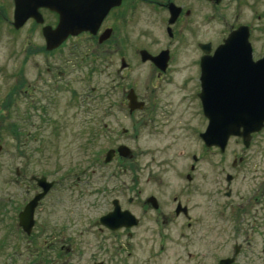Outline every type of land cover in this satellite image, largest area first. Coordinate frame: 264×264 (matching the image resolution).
<instances>
[{"label":"rangeland","instance_id":"1","mask_svg":"<svg viewBox=\"0 0 264 264\" xmlns=\"http://www.w3.org/2000/svg\"><path fill=\"white\" fill-rule=\"evenodd\" d=\"M8 2L0 0V264H92L100 260L107 261L106 264H210L211 252L215 250L206 248L200 223V214L207 208L209 198L198 195L196 188L208 189L209 194L215 187L216 179L211 172L215 168L211 166L215 164L214 156L205 155V161L199 162L197 171L193 172L197 177L202 169L206 170L205 187L199 179L187 184L183 178L193 162L191 154L199 153L198 130L203 131L206 122L200 115L202 106L197 96L201 50L195 42L142 41L136 34L143 27H152L147 24L148 12L137 11L139 21L135 11L128 14L124 23L128 35L124 48L129 64L123 71L126 86L133 83L137 92L147 99L170 104L164 107L171 114L167 121L160 118L152 121L140 127L137 136L123 140L124 144L120 145L130 150L128 156L118 154L129 160L124 166H115V160L103 167L93 166L94 162H108L104 161L105 151L95 153V148L114 141L100 134L92 138L98 122L92 123L89 110L100 105L98 100L104 99L108 91L106 69L102 66V71H94L88 82L80 79L81 75L77 80V73L72 76L66 72L56 89L40 83L38 77L43 75L24 59V54H41L33 52L34 45L40 44L39 31L28 34L29 27L25 26L13 32L8 22L12 20ZM254 5V11L243 9L239 17L252 24L248 40L252 59H257L264 56V17L255 16L264 15V0H255ZM221 8L226 20L222 33L209 38L210 52L227 36L228 25L237 28L233 19L236 5L231 3ZM210 24L208 34L220 27L217 23ZM71 43L67 41L62 51ZM165 45L169 46L173 65L152 91V67L141 63L139 54L134 53L143 47L149 51L163 48L161 51L167 54ZM39 57L34 55L33 59L38 61ZM67 78L74 80L70 87L65 85ZM131 125L130 121L123 123L130 133ZM12 126L17 136L11 133ZM248 145L249 159L236 168L248 176L243 178L239 173L233 184L257 185L258 179H253L250 171L253 163L258 172L264 170V126ZM246 147L239 138L228 141L222 161L223 176L232 172L231 158ZM14 167L22 169L23 178L16 177ZM31 175H45L48 180H54V185L39 201L34 226L25 234L9 228L16 221L13 207L9 206L20 204L25 197L39 191L35 181H29ZM223 176L217 184L222 188L226 185ZM100 179L104 182L98 183ZM148 195H153L158 205L155 209L142 210L141 201ZM128 197L134 204L126 201ZM112 198H117L139 220L137 225L129 226L130 236L120 231L100 230L93 224L112 210ZM178 200L179 205L190 207V225L184 215H174ZM255 242L259 248V236H255ZM224 249H229L227 243ZM207 250L208 258L202 256Z\"/></svg>","mask_w":264,"mask_h":264},{"label":"flooded vegetation","instance_id":"2","mask_svg":"<svg viewBox=\"0 0 264 264\" xmlns=\"http://www.w3.org/2000/svg\"><path fill=\"white\" fill-rule=\"evenodd\" d=\"M45 1L48 5L55 4L57 8L63 6L64 3V0ZM68 1L79 3L87 0ZM88 1H90V7L93 9H106V12L99 21L95 31L90 32L88 30H84L75 35H68L63 41L54 47H47L46 36H44L42 32L43 27H49L47 29L50 31L53 30L58 22V13L52 10L48 5L39 6L37 8V11L41 14L42 22H37L35 19L30 17L19 28H14L12 26V20H9L8 22L10 23L12 28L11 30L13 32H18L25 28V26L29 27L30 31L28 34L36 30L39 31L40 44L34 45L33 52L36 51L41 54H24V59L25 62L36 68V70L43 75V77H38V79H40V83H44V85L49 88L56 89L59 87L61 77L64 76L66 72L72 73V76L74 73H77V80H79V75H81L80 79L88 82L91 80L90 76H92L94 71H102V66L106 69V76L108 77L107 83H109V86L107 87L108 91L105 93L104 99L98 100L101 102L100 105L95 104V109L92 108L93 110L91 109L89 111L92 117V123L98 122L92 138L96 135L99 136L100 134V136L103 135L106 138L114 140L113 143L107 144L103 148H95L94 152L101 153L105 151L104 155L108 150H112L113 152L110 161L103 163L94 162L91 165L103 167L115 160V166H124L123 164L125 162H129V160L119 157L117 153V148L120 144H124L123 140L137 136V132L140 127L145 126L152 121L159 118V120L167 121L171 114V110L169 108L165 109L164 107L167 105L169 106L170 104L163 103L162 105L159 99H147L146 95L139 94V92H137V89L134 87L135 84L133 83L132 85L126 86V73L123 71L129 67V64L126 61L127 53L125 50L126 48H124L128 38L124 23H126L129 17L128 14L133 11L136 13L137 11L148 12L147 24L152 27H143L138 31V34H136L139 39H142V41H163L168 44L175 42H195L198 48L202 43H209V48L211 50L212 44L211 39L209 38L217 37V34L222 33V27L226 20V15L223 13L221 8L222 5L224 6L231 3L236 5L237 11L233 18L236 21L235 27L245 25L250 32L252 24L248 21L243 22L239 15H241V11L243 9H251L254 11L255 0ZM8 6L10 8L12 18L14 0H9ZM0 9H2L1 6ZM255 17L261 18L264 17V15L257 14ZM137 20H141L138 13L136 15V21ZM210 23L220 24L218 25L220 27L217 30L212 29V31H210L211 33L208 34L207 28L208 25L211 26ZM231 27L232 25H228L229 30L227 34L234 28ZM144 28L147 29L144 30ZM69 40L72 41L71 45L67 50L62 51L64 44ZM222 40L223 38H221V41ZM112 46L116 47L112 49ZM162 49L163 48H157V50L149 51L147 48L141 47L139 50H145L148 54L154 56L158 55ZM164 49L167 50V54H164L166 58L164 68H161L159 65L164 64L163 62L156 63L150 59L142 60L140 51L134 53L139 54L141 63H147L152 67V75L154 78V83H151L152 91L154 87L159 84L162 76H164L173 65V59L169 46L165 45ZM34 55L40 56L38 61L33 59ZM71 57H74V59L72 60ZM66 80L67 82L65 85L70 87V83L72 84L74 80H70V78H67ZM22 84L23 80L21 82V85ZM24 91L26 94L27 90L24 89ZM14 94L15 91H13V95ZM129 96H132V103ZM200 112V115L202 114L205 117L204 120L206 122L204 124V130H198V136L201 141L200 148L198 150L199 153L191 154L193 162L188 165V169L186 168L183 178L186 180L187 184H191L192 181L199 179V183L205 187L206 185H204V179H207L206 170L202 169L201 172H199L200 175L197 177L193 172H195V169L197 171L199 162L205 161V155L211 154L214 156L215 164H211V166H215V168H212L211 172L216 179L214 181L215 187L210 189L209 194L208 189L205 190L201 186L196 188L198 195L209 198L206 200L208 202L207 208L200 214V223L202 225L203 241L204 244H206V248L208 250H215L214 252H211L213 254H211L210 264H225L222 260L227 258H231L228 264H264V170L258 172L254 168L256 165L253 163L251 165L252 170L250 171V174L253 179H258L257 185L251 186V183L246 186L233 184L235 179L237 180V177H239V173L242 174L241 177L243 178L248 176V174L242 170L236 169L238 166H242V164L249 159L248 146L246 149L242 150V152H239L238 154L236 153L231 158L229 164L232 166V172H226L223 176L222 173L224 171V167L222 166V161L225 147L231 138H239L240 140L241 138L239 136H229L223 149H220L218 145L214 144L207 146L201 139L200 133L204 132L207 128L208 118L203 114L202 110ZM128 121H130L133 125V127L131 125V133L123 126V123ZM258 132H252L250 134L249 142ZM129 133L131 136H129ZM118 139L121 141H118ZM99 155L100 154H98V156ZM91 170L93 171L94 169ZM14 172L16 177H24V173L21 168L18 169V167H14ZM222 176L226 182V185L223 188L217 185L219 184V180ZM45 178L47 179L46 176ZM12 181L17 180L13 179ZM29 181L31 183L34 182L32 175L29 177ZM50 181H52L53 186L54 180L50 179ZM102 182L104 181L101 179L98 180V183ZM140 192V190H137L138 194H140ZM137 193L135 197H137ZM207 194L210 195V197H208ZM31 197L32 195L25 197L24 199L22 198L23 200L20 201V204H12L13 206H9V208L13 207V215L16 218L15 222L10 223L13 226V228L9 226L11 230L24 233L22 228L18 225V214ZM174 199L175 197H173V200ZM126 201L129 204H134L131 197H128ZM179 203V200L176 201L175 208H178V211L176 212L174 208V215H184L188 219L187 224L190 225L192 222V218H190L188 213L190 211V207H187V205L181 206ZM111 204L112 209L117 207V211L127 210L132 213L126 206H121L117 198H112ZM157 205L158 203L153 195L146 196L140 204L142 210H146L145 207L148 209H155ZM98 219L94 220L93 224L97 225L100 230L104 228L113 233L120 231L126 235H131L130 228L132 227L122 225L112 230L99 223ZM138 221L139 220L137 219L136 225L138 224ZM34 222L33 213V226ZM255 236H259V241L261 243L259 248H256ZM226 243L229 245V249L227 250L224 249ZM208 250L207 252L202 253L203 257L208 258L210 254L208 253ZM224 250H226V252H223ZM94 263L106 264L107 261L104 262L103 260H100L93 262L92 264Z\"/></svg>","mask_w":264,"mask_h":264},{"label":"water","instance_id":"3","mask_svg":"<svg viewBox=\"0 0 264 264\" xmlns=\"http://www.w3.org/2000/svg\"><path fill=\"white\" fill-rule=\"evenodd\" d=\"M46 5L45 0H14L12 26L19 28L30 17L42 22L37 8ZM48 6L58 13V22L53 30L42 28L48 48L58 45L68 35L84 30L94 32L106 12L105 8H91L88 0L79 3L64 0L63 6L58 8L55 4ZM248 35L247 26L240 25L231 30L211 53L209 43L199 45L203 53L199 57L200 90L197 95L203 114L208 118L207 128L200 136L207 146L214 144L223 149L231 135L241 137L243 145L248 146L250 134L260 131L264 125V56L252 59ZM164 54L166 51L154 56L145 50L140 51L142 60L163 62L159 64L161 68L165 65ZM129 98L132 103V96ZM112 152L108 150L105 153L104 161H109ZM117 152L128 156L130 150L120 145ZM35 181L41 191L34 194L18 214V224L25 233H29L33 225L34 207L52 185L43 176L35 178ZM117 210L114 207L100 216L98 222L112 230L137 223L129 211ZM230 260L227 258L222 262L228 264Z\"/></svg>","mask_w":264,"mask_h":264},{"label":"trees","instance_id":"4","mask_svg":"<svg viewBox=\"0 0 264 264\" xmlns=\"http://www.w3.org/2000/svg\"><path fill=\"white\" fill-rule=\"evenodd\" d=\"M14 125V124H13ZM15 126V125H14ZM14 126H12V131H11V133L14 135V136H17V132H16V130L14 129Z\"/></svg>","mask_w":264,"mask_h":264}]
</instances>
